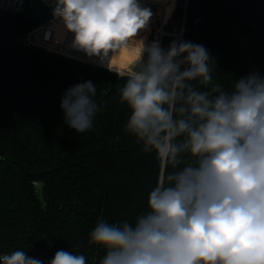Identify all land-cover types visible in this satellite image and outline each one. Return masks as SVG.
<instances>
[{"label": "clouds", "instance_id": "1", "mask_svg": "<svg viewBox=\"0 0 264 264\" xmlns=\"http://www.w3.org/2000/svg\"><path fill=\"white\" fill-rule=\"evenodd\" d=\"M42 2L56 44L123 81L124 131L158 161L148 210L90 231L88 244L104 251L99 264H264V76L251 72L226 90L203 45L148 41L154 13L144 0ZM96 95L92 81L66 89L60 107L70 129L92 127ZM31 247L0 254V264H86L63 249L42 261Z\"/></svg>", "mask_w": 264, "mask_h": 264}, {"label": "trees", "instance_id": "2", "mask_svg": "<svg viewBox=\"0 0 264 264\" xmlns=\"http://www.w3.org/2000/svg\"><path fill=\"white\" fill-rule=\"evenodd\" d=\"M30 1L20 12L0 8V252L32 245V257L51 260L63 249L99 264L104 251L88 244L90 231L148 210L158 161L124 131L129 113L114 73L24 42L52 16L42 0L37 10ZM184 12L183 41L208 50L226 90L251 72L264 76V0H178L175 16ZM84 81L97 85L99 111L77 133L60 104Z\"/></svg>", "mask_w": 264, "mask_h": 264}, {"label": "built area", "instance_id": "3", "mask_svg": "<svg viewBox=\"0 0 264 264\" xmlns=\"http://www.w3.org/2000/svg\"><path fill=\"white\" fill-rule=\"evenodd\" d=\"M27 1L28 0H0V8L12 12H20L25 9ZM176 1L177 0H144L147 6H149L154 13L150 23V31L146 33L148 41H152L154 38L159 39L161 46L165 49L168 48L172 41L183 40L184 38L185 12L183 24L179 29L169 30L166 28L167 23L171 20L174 14ZM169 8H171L170 16L168 15ZM52 23L53 18L50 16L45 21L30 29L23 37L24 42L28 45H33L68 57L77 59H80L78 57H83L82 53L70 50L67 46V42L64 44H56L54 42L55 32H49V26ZM4 253L8 252H0V254ZM35 258L42 261H50L44 257Z\"/></svg>", "mask_w": 264, "mask_h": 264}, {"label": "rangeland", "instance_id": "4", "mask_svg": "<svg viewBox=\"0 0 264 264\" xmlns=\"http://www.w3.org/2000/svg\"><path fill=\"white\" fill-rule=\"evenodd\" d=\"M41 0H31L30 1V8L31 9H36L37 10V5H39V2H40ZM177 4H178V0L176 1V6H175V10H176V7H177ZM175 10H174V14H173V16H172V18H171V20L167 23V25H166V28H168L169 30H177V29H179L181 26H182V24H183V18H184V16L183 17H176L175 16ZM156 36V35H155ZM155 39V38H154ZM153 39V40H154Z\"/></svg>", "mask_w": 264, "mask_h": 264}, {"label": "water", "instance_id": "5", "mask_svg": "<svg viewBox=\"0 0 264 264\" xmlns=\"http://www.w3.org/2000/svg\"><path fill=\"white\" fill-rule=\"evenodd\" d=\"M187 5H188V2H187ZM185 21H186V16L184 18V31H185Z\"/></svg>", "mask_w": 264, "mask_h": 264}]
</instances>
